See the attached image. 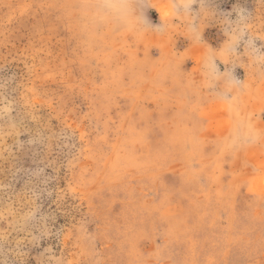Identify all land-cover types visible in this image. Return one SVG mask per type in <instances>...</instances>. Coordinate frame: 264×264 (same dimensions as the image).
I'll return each instance as SVG.
<instances>
[{"label":"rangeland","instance_id":"1","mask_svg":"<svg viewBox=\"0 0 264 264\" xmlns=\"http://www.w3.org/2000/svg\"><path fill=\"white\" fill-rule=\"evenodd\" d=\"M0 264H264V0H0Z\"/></svg>","mask_w":264,"mask_h":264}]
</instances>
